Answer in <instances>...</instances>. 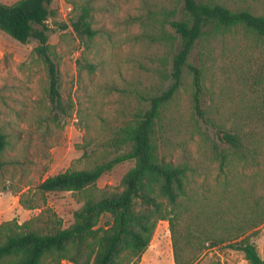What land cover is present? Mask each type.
<instances>
[{"label":"rangeland","instance_id":"obj_1","mask_svg":"<svg viewBox=\"0 0 264 264\" xmlns=\"http://www.w3.org/2000/svg\"><path fill=\"white\" fill-rule=\"evenodd\" d=\"M17 1L0 0L7 5ZM208 1L264 17V0ZM83 5L91 6V25L97 31L90 40L78 37L70 26ZM180 7L181 0H53L47 24L59 72L56 103L46 65L34 52L37 43L21 44L0 31V129L7 135L0 168V223H23L50 210L68 227L88 196L121 190L134 162L117 165L84 192L41 196L37 186L49 176L89 169L115 154L109 146L114 132L146 109L149 97L170 85V62L178 43L167 22ZM256 60L264 67V50L242 30L204 37L188 63L201 70V110L209 124L196 113L192 76L185 70L181 87L156 126L166 158L189 160L194 168L184 201L189 209L185 225L192 215L208 219L219 242L207 241L194 264H249L224 241V226L252 222L255 216L263 221L236 241L246 237L264 259V143L250 161L232 162L224 171L212 156L225 148L221 132L243 130L250 122L245 104L253 96L241 80L251 79ZM21 198L33 208L22 205ZM140 264H175L168 221L158 222Z\"/></svg>","mask_w":264,"mask_h":264},{"label":"trees","instance_id":"obj_2","mask_svg":"<svg viewBox=\"0 0 264 264\" xmlns=\"http://www.w3.org/2000/svg\"><path fill=\"white\" fill-rule=\"evenodd\" d=\"M52 3L53 0H18L11 5L0 2V31L21 44L37 43L34 52L46 65L51 100L56 103L60 99L59 72L51 56L52 30L47 24L53 16ZM91 9L90 5L81 6L70 21L71 28L82 39L90 40L97 34L91 25ZM174 13L175 18L167 22L178 43L170 62V85L149 97L148 107L133 114L114 132L109 143L116 150L113 156L89 169H68L49 176L37 186L41 196L84 192L117 165L134 162L121 180V190L88 196L73 212L68 227H63L61 219L50 210L23 223L14 219L1 222L0 264H140L159 221H168L175 264H194L207 241L212 245L219 243L214 228L206 223L208 219L196 220L198 215H192L185 225L189 209L184 201L188 177L194 168L189 160L166 158L156 126L164 107L181 87L185 70L192 76L196 113L209 124L201 110L203 76L197 66L188 63L190 56L204 37L213 38L233 30L252 35L264 50V17L208 0H181V7ZM259 63L262 62L256 60L251 79L241 80L253 96L250 99L253 101L245 104L250 122H245L243 130L221 132L219 140L225 148L213 151V160L222 171L232 162L250 161L264 143V67ZM6 146L7 135L0 129V168L4 165L1 157ZM20 203L33 208L22 198ZM262 221L255 216L252 222L246 220L238 227L231 223L224 226L227 233L224 241L241 251L249 264H264V259L246 237L236 240ZM180 223L182 228L178 226ZM233 231L236 235L232 237Z\"/></svg>","mask_w":264,"mask_h":264},{"label":"crops","instance_id":"obj_3","mask_svg":"<svg viewBox=\"0 0 264 264\" xmlns=\"http://www.w3.org/2000/svg\"><path fill=\"white\" fill-rule=\"evenodd\" d=\"M143 256V255H142Z\"/></svg>","mask_w":264,"mask_h":264}]
</instances>
